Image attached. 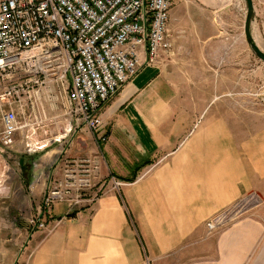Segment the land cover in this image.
<instances>
[{
	"label": "crops",
	"instance_id": "0c3cea01",
	"mask_svg": "<svg viewBox=\"0 0 264 264\" xmlns=\"http://www.w3.org/2000/svg\"><path fill=\"white\" fill-rule=\"evenodd\" d=\"M251 1L258 44L264 0ZM245 16L243 0H173L170 53L152 66L143 55L136 76L103 108L106 143L97 145L74 123L62 94L52 90L48 99L42 90L36 111L24 97L16 109L27 116V129L35 122L37 152L50 156L34 166L40 173L32 211L41 214L47 188L70 160L99 154L95 184L105 192L89 206L55 204L42 215L46 230L29 233L18 225L16 238L1 240L0 253L10 254L8 244L24 239L17 251L23 264H264L261 114L213 106L229 94L177 86L190 82L189 69L230 67V53L245 46L231 41V26L245 38ZM112 179L123 186L113 189ZM249 193L262 201L254 218L205 238V221ZM1 208V227L10 228L7 207Z\"/></svg>",
	"mask_w": 264,
	"mask_h": 264
},
{
	"label": "built area",
	"instance_id": "2783aa9c",
	"mask_svg": "<svg viewBox=\"0 0 264 264\" xmlns=\"http://www.w3.org/2000/svg\"><path fill=\"white\" fill-rule=\"evenodd\" d=\"M172 7L173 0H0V76L47 61L50 70L36 73L46 79L51 71L48 77L60 86L74 123L92 133L97 145L106 143L101 111L136 76L143 55L145 64L152 66L170 53ZM32 84L37 82L22 81L0 90L3 148L11 147L16 133L27 127L19 121L16 105L26 97L32 110L41 109L42 90L52 98L46 82L38 83L36 91ZM99 162V155L67 161L47 188L41 215L58 203L71 209L92 205L105 192L104 184H95ZM121 186L112 179L113 189ZM261 205L255 193L241 197L205 221L206 236ZM28 223L32 229L47 228L39 215Z\"/></svg>",
	"mask_w": 264,
	"mask_h": 264
},
{
	"label": "rangeland",
	"instance_id": "374dc122",
	"mask_svg": "<svg viewBox=\"0 0 264 264\" xmlns=\"http://www.w3.org/2000/svg\"><path fill=\"white\" fill-rule=\"evenodd\" d=\"M236 28L239 27L234 25L231 26V41L234 40L235 44H242L245 46H243L244 49H239L237 45L235 46L238 50L230 53V67L223 69H189L190 82L186 84L178 83L177 86L181 91L229 94L223 99L214 100L213 106L254 109L256 113L261 114V122L264 125V63L251 52L249 46L245 43V38L242 36L239 37L237 34L234 35L232 31L235 30L236 33L239 32ZM258 42L259 45H257L264 52V42L259 36ZM41 66L33 67L30 65H23L20 68L12 69V73L8 75H4L3 77L0 76V90L13 83L32 80V83L37 82L36 85L32 84L35 87L34 91H36L39 87L38 83L43 81L46 82L48 86L46 89H51L60 96V94H62L60 86L51 82L48 77V75L52 73L51 71L45 74L47 76L46 79H43L44 74L36 73V71H40V68H44V71H47L48 68H45L47 67V61H43ZM175 78L179 80V75L176 74ZM2 79L5 80L2 81ZM171 79H174V77L171 76ZM235 93H239L240 96L235 95ZM196 102L206 104L210 101L197 100ZM25 118H27V116L19 115V121L23 123ZM34 126L35 122L32 121L30 122L29 129L26 128L16 133L14 144L11 147L3 148L0 145V219L2 213L1 207H7V214L10 219V228H2L0 222V252L2 246L1 240L6 238L7 234H10L11 238H16L15 229H18V225L21 226V228H25L29 233L39 231L34 228L32 229L28 223V220L32 217L38 215L42 216L38 212L32 211L34 206V196L32 192L36 186L35 179L40 173V171H38V173L35 171L36 169L34 166L40 167V165L44 164L43 162L50 159V156L42 157L43 155L37 152V146H35L34 141L35 136H33ZM1 130L2 126L0 120V134ZM28 145L34 153L28 152ZM21 161L22 164H20ZM255 210L251 209L249 213L245 214L241 219L239 218L238 221L235 220L234 222L226 224L210 236H206L205 232V238L218 235L243 219H253ZM23 242L24 239H22V243L20 240V242L8 244L10 254L4 256L0 253V264H23L19 263L20 257L18 258L19 254H17Z\"/></svg>",
	"mask_w": 264,
	"mask_h": 264
},
{
	"label": "water",
	"instance_id": "95a60500",
	"mask_svg": "<svg viewBox=\"0 0 264 264\" xmlns=\"http://www.w3.org/2000/svg\"><path fill=\"white\" fill-rule=\"evenodd\" d=\"M246 9V16L244 22V37L251 52L264 63V52L259 48L252 35V22H253V4L251 0H243ZM22 164V161L20 162Z\"/></svg>",
	"mask_w": 264,
	"mask_h": 264
}]
</instances>
